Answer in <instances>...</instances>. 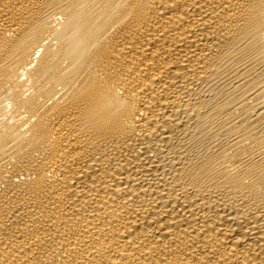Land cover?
Returning <instances> with one entry per match:
<instances>
[{"label": "bare ground", "instance_id": "obj_1", "mask_svg": "<svg viewBox=\"0 0 264 264\" xmlns=\"http://www.w3.org/2000/svg\"><path fill=\"white\" fill-rule=\"evenodd\" d=\"M0 264H264V0H0Z\"/></svg>", "mask_w": 264, "mask_h": 264}]
</instances>
